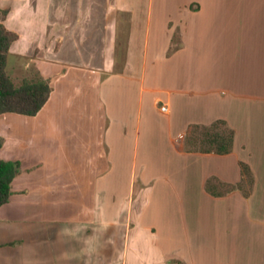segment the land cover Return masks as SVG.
Returning a JSON list of instances; mask_svg holds the SVG:
<instances>
[{
	"label": "crops",
	"instance_id": "1",
	"mask_svg": "<svg viewBox=\"0 0 264 264\" xmlns=\"http://www.w3.org/2000/svg\"><path fill=\"white\" fill-rule=\"evenodd\" d=\"M24 1L0 0L10 49L49 84L84 69L99 109L78 125L65 109L63 168L0 131V157L19 163L0 264H264V0H47L39 42ZM217 121L229 153L185 148L191 125Z\"/></svg>",
	"mask_w": 264,
	"mask_h": 264
},
{
	"label": "rangeland",
	"instance_id": "2",
	"mask_svg": "<svg viewBox=\"0 0 264 264\" xmlns=\"http://www.w3.org/2000/svg\"><path fill=\"white\" fill-rule=\"evenodd\" d=\"M55 2H59V0ZM20 8L22 29L28 34H32L33 38L39 42L46 28L45 17L47 0H25ZM4 18L5 17L2 15V8H0V22H3ZM36 54L37 52L34 51L31 56L34 57ZM29 58L28 55L20 56L16 54L14 50H9L6 70L16 86H19L25 78L35 77L36 74L41 75V69L35 67L34 63L30 62ZM64 69L65 68L62 67L54 69L55 71H59L61 78H59L60 76H56L58 78L56 82L54 80L55 76L52 77L50 81L52 87L51 99L38 116H24L15 113L0 114V131H7L8 139L11 140L12 143L16 141V147L13 148V153L17 155H28L31 153L35 158H48L55 166L58 165L62 167L63 164L61 161L66 154L64 151L68 152V148L63 145V134L60 132L62 125L67 124V113L65 109L70 107L72 111V125H78L79 123H94L93 111L99 109L95 102L94 91L91 88L94 85L90 82L87 84L78 83V77L79 75L81 76L84 69H67L68 74L66 75L63 74V72H65ZM84 73L86 74L85 76L90 75L87 70ZM88 79L90 78L88 77ZM63 89L64 93L66 92L69 95H64V93H62ZM90 108L92 110L91 115L87 113L84 115L81 112L83 109ZM46 124H48L52 130L51 128L46 129ZM54 126L58 132L53 129ZM223 129L224 127L220 125L218 130L222 131ZM200 132L201 131L194 135L200 138ZM30 136L33 139L32 141H30ZM45 136L48 137L46 138ZM81 141L84 142V140ZM78 151L80 157L83 154V149L80 145L78 146ZM242 186L247 189L248 181H244ZM26 200L29 202L28 197H26ZM48 202L51 201L48 200Z\"/></svg>",
	"mask_w": 264,
	"mask_h": 264
},
{
	"label": "trees",
	"instance_id": "3",
	"mask_svg": "<svg viewBox=\"0 0 264 264\" xmlns=\"http://www.w3.org/2000/svg\"><path fill=\"white\" fill-rule=\"evenodd\" d=\"M7 9H2L3 17ZM18 35L0 22V114L15 113L26 116L36 115L51 95L49 80L36 74L35 77L25 78L16 86L9 77L6 66L11 44ZM223 121H217L209 126L191 125L185 135V148L189 151L214 152L226 154L232 150L234 133L229 128L218 130ZM201 129V137L192 136ZM3 138L0 136V149ZM18 161L5 160L0 157V206L8 202L11 196V183L18 172ZM243 175L250 176L247 165L241 163ZM248 183L252 180L249 178ZM213 186L207 183V188Z\"/></svg>",
	"mask_w": 264,
	"mask_h": 264
},
{
	"label": "built area",
	"instance_id": "4",
	"mask_svg": "<svg viewBox=\"0 0 264 264\" xmlns=\"http://www.w3.org/2000/svg\"><path fill=\"white\" fill-rule=\"evenodd\" d=\"M160 111H162V112H166V111H167V106H166L165 104H162V105L160 106Z\"/></svg>",
	"mask_w": 264,
	"mask_h": 264
}]
</instances>
